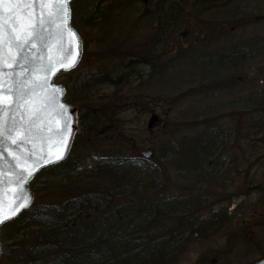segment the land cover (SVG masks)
Wrapping results in <instances>:
<instances>
[{"label": "trees", "instance_id": "16d2710c", "mask_svg": "<svg viewBox=\"0 0 264 264\" xmlns=\"http://www.w3.org/2000/svg\"><path fill=\"white\" fill-rule=\"evenodd\" d=\"M254 1L250 13L244 9L248 0L72 2V25L85 47V32L98 29L102 43L112 40V45L101 47L120 54L122 60L125 48L118 36L132 27L147 32L138 51L128 52V61L149 67L150 72L138 73L131 81L129 73L120 71L114 76L103 64L104 70H98L101 81L87 82L80 93L63 83L66 101L79 108L81 133L68 159L43 170L32 182L36 194L32 208L2 227L0 240L5 251L0 264L176 263L192 237L204 236L206 229L197 216L202 197L193 194L198 189L188 186L189 178L185 189L172 196L154 201L151 195L168 170L206 184L214 180L215 171L222 167L215 163L226 151L227 142L226 129L217 128L220 119H227V130L240 135L239 141L248 147L247 156L258 155L256 160L262 163L260 170L252 172L251 167L245 171L246 178L250 173L251 179L260 176L264 182V37H251L248 42L232 34L246 24H264V0ZM166 53L169 57L164 58ZM172 64H182L179 70L189 76L183 79L186 85L210 84L209 90L200 89L198 94H243L237 99L231 95L214 114L190 117L187 122L205 125V132L166 141L157 149L155 161L128 156L116 145L92 154L90 151L99 149L95 146L102 135L116 138L111 139L115 143L122 140L124 121L115 104L95 110L85 89L110 85L122 96L137 84L142 92L153 91L162 77L168 80L177 69L171 71ZM119 65L120 70L127 67ZM139 96L134 105L145 99L143 93ZM59 170L62 174L57 175ZM213 225L219 228V224Z\"/></svg>", "mask_w": 264, "mask_h": 264}, {"label": "rangeland", "instance_id": "374dc122", "mask_svg": "<svg viewBox=\"0 0 264 264\" xmlns=\"http://www.w3.org/2000/svg\"><path fill=\"white\" fill-rule=\"evenodd\" d=\"M248 2V6L244 9L250 13L255 8L256 2L254 0H248ZM244 26L246 28L232 33L233 38L243 36L248 41L251 37H264V24L254 25L252 23ZM85 33H87L85 44L87 47L84 48L80 64L73 72L61 74L57 78L59 83L66 81L71 87V91L80 93L83 89L81 87L87 82L94 80L100 82L101 77L98 75V70H104L101 67L103 64L108 72L115 73L114 76L124 72L129 73L127 78L131 81L136 78L138 73L144 75V73L150 72L149 67L132 65L128 61L130 59L128 52L138 51L140 45L144 44L147 32L138 31L132 27L127 34L118 36V40L125 48L121 51L124 54L122 60L118 57L120 54L101 47V45H112V40L109 38L102 43L98 29ZM258 51L260 53L261 49ZM104 53L110 55L104 56ZM165 57H169L168 53L165 54ZM123 63L127 67L120 70L119 64ZM181 65L172 64L171 71L177 69L173 70L168 80L162 77L157 83L160 85L153 91L142 92L136 84L134 89H128L129 91L120 96L119 91L115 92V88L110 85L99 84L92 88L87 87L85 96L88 95V101L95 110L103 105L115 104L116 107H119L120 119L124 121L123 130H121L123 138L119 143L111 140L114 137H109V140L102 135L101 140L95 146L99 149L90 152L96 155L97 152H100L99 150L116 145L128 156L138 157L139 152L143 150H153L156 158L157 149L166 141L177 139L179 141L184 136H198L205 132V125H199V122L193 124L187 120L197 113H213L218 105H222L233 94L228 92L214 95L211 92L205 95L198 94L200 89L209 90L210 84L203 81L201 85H186L183 79L189 76L186 73H181L179 70ZM181 67L183 68V66ZM198 70L201 69L198 68ZM252 70L254 73V69ZM120 71L121 73H119ZM247 74L249 75V72ZM165 81L168 83L166 84ZM141 93L145 99L141 102L142 104L136 100V103L139 104L135 103L134 105L133 101L139 98ZM242 94L233 96L237 99ZM115 96L120 97L112 99ZM153 114L159 117V122L152 126V130H148L147 125ZM184 115L188 116L183 117ZM226 123L227 119L217 121L219 130L220 128L226 129L227 142L226 151L215 163L220 162L222 167L215 171L216 176L213 181L207 184L201 181L197 182L194 181V176L188 177L185 173L178 175L168 170L167 174L163 173L160 186L151 195V199L154 201L172 196L179 189H185V182L189 178L188 186L198 189L194 190L193 194L202 197L201 203L203 204L200 205L201 210L197 216L201 221L200 226L206 229L204 236L192 237L181 257L174 264H248L261 258V253L264 252V182L262 183L263 178L260 176L251 179L250 173H248V178L245 175V171H250L251 167L253 168L252 172H255L256 168L260 170L259 167L262 163L258 161L259 159L256 160L258 155L252 153V158L247 156V145L239 141L240 135L237 136L236 130L234 132L227 130ZM230 124L232 123L230 122ZM60 174H62L61 170L57 175ZM38 182L43 183V180ZM258 184L260 187H255ZM261 190L262 192H260ZM214 223L219 224V228L216 225L212 226ZM2 247V250L5 251V247L3 245Z\"/></svg>", "mask_w": 264, "mask_h": 264}, {"label": "snow or ice", "instance_id": "6c2138e0", "mask_svg": "<svg viewBox=\"0 0 264 264\" xmlns=\"http://www.w3.org/2000/svg\"><path fill=\"white\" fill-rule=\"evenodd\" d=\"M70 15V0H0V146L20 170L14 174L15 181H9L18 191L7 214L4 174L0 170V225L28 207L23 186L38 167L64 159L69 144L71 125L65 120L62 129L58 127L55 132L62 150L54 155L35 150L37 140H43L45 132H53L51 127H45L56 100L47 92L49 87L56 91L49 77L60 68L70 70L78 61L79 39L69 27ZM65 37L67 49L62 47ZM54 43L61 45L59 59L37 55L40 46L51 52ZM58 107L57 116L67 117L66 106L60 103ZM8 142L20 152L12 151ZM28 144L33 146L31 152L23 147Z\"/></svg>", "mask_w": 264, "mask_h": 264}, {"label": "water", "instance_id": "95a60500", "mask_svg": "<svg viewBox=\"0 0 264 264\" xmlns=\"http://www.w3.org/2000/svg\"><path fill=\"white\" fill-rule=\"evenodd\" d=\"M72 0H70L71 3ZM71 10V8H70ZM69 27L72 31H74L79 39V56H78V61L76 63V65L74 67H72L70 70L65 71L63 68H60L58 71L55 72V74L51 75L49 77V82L50 85L54 86L56 91L53 92L52 87H49V89L47 90L49 95H54L56 100L52 105V108L55 109L54 111H51L50 114L48 115L47 120L45 121V127H51L53 129L52 133H47L45 132L44 136L45 138L43 140H37L36 142V148L35 150L37 152L43 151V153L45 155H49L52 154L54 155L56 152L62 150V144L60 143V137L55 135V132L57 131L58 127H60L62 129V126L65 122V120L70 121V125H71V136L69 139V144L67 146V150L65 151L64 154V159L57 161L55 163H51V164H44L42 167H38V169L34 172V175L30 178V180L23 186V190H24V195H26L28 197V207L21 209L15 216H12L11 219L6 220L2 225H0V229L2 226H4L5 224L15 220L16 218H18L24 211H27L30 209V207L33 204V201L35 199V195L33 192L30 191L29 189V184L31 183V181L34 179V177L43 169L51 167L53 165L62 163L63 161L66 160V158L68 157L71 147L73 145V142L75 140L76 135L79 133L80 128H79V114H78V108L73 107L71 105H69L66 101H65V97H66V89L62 84L56 83L55 79L57 78V76L62 73V72H70L72 70H74L83 55V41L81 39V37L79 36L78 32L72 27L71 25V15H70V21H69ZM61 47V45L59 44H53L52 46V50L51 52H47L42 46L39 47V51L37 53V55H51L56 59L60 58V52H58V49ZM62 47L64 49H67L68 47V39L67 37H65V41L63 42ZM60 103H63L66 108H67V112H68V116L67 117H63V116H57V112L60 111L58 105ZM57 120L60 121V124H57ZM158 121L157 117H154L153 119H151V121L149 122L148 128L151 129L153 124H155ZM8 147L12 149V151L19 153L20 149L15 148L14 146H11L10 142H8ZM26 152H31L33 150V146L31 144L28 145H24L23 146ZM142 157L145 159H151L153 157V152L152 151H147V152H142L141 153ZM31 162V160L29 161ZM0 170H2L3 172V179H4V191H5V207H4V212L5 214H7L8 212V206L11 204L12 202V198L16 195L18 189L16 188L15 184L12 183L10 184L9 181H15L16 177H15V173H18L20 170L15 166V162L12 160L11 156L8 155V151L4 150L3 146H0ZM2 249L0 246V255H1ZM252 264H264V258L254 262Z\"/></svg>", "mask_w": 264, "mask_h": 264}]
</instances>
